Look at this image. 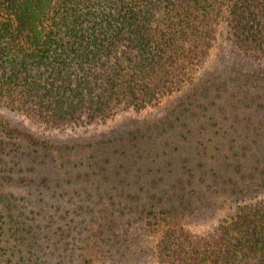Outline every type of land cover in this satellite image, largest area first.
I'll list each match as a JSON object with an SVG mask.
<instances>
[{
	"label": "trees",
	"instance_id": "trees-1",
	"mask_svg": "<svg viewBox=\"0 0 264 264\" xmlns=\"http://www.w3.org/2000/svg\"><path fill=\"white\" fill-rule=\"evenodd\" d=\"M231 65L235 81L245 69L264 74V0H0V107L44 128L72 132L120 117L126 121L119 136L150 139L155 112L174 97L195 96L201 84L216 87L218 75ZM250 87L261 91L264 82L243 76L237 103L250 107L257 101ZM143 113L148 117L137 121ZM252 131L257 133L255 126ZM32 143L46 147L44 140ZM183 186L171 201L179 198L184 205ZM195 191L204 203L185 202V217H194L196 207L214 216L231 214L213 247L221 262L264 264V197L256 198L264 196V180ZM181 226L171 231L173 239ZM21 230L0 208V264H19L12 253L27 241ZM30 243L19 253L30 255ZM181 245L172 247L171 264L182 262ZM198 249L190 254L195 257ZM20 260L32 264L29 257Z\"/></svg>",
	"mask_w": 264,
	"mask_h": 264
},
{
	"label": "rangeland",
	"instance_id": "rangeland-1",
	"mask_svg": "<svg viewBox=\"0 0 264 264\" xmlns=\"http://www.w3.org/2000/svg\"><path fill=\"white\" fill-rule=\"evenodd\" d=\"M232 68L215 73L216 87L204 83L195 96L170 99L155 112L150 139L119 136L126 121L120 117L63 132L0 107V208L27 239L12 258L19 264L21 256L32 264H171L172 247L183 244L177 264H223L213 247L231 214L198 208L205 196L194 187L264 180V87L248 89L259 96L250 107L236 100L243 76L264 82V74L245 69L254 73L235 81ZM35 138L46 147L33 145ZM179 184L187 186L184 205L170 198L181 194ZM189 200L198 206L192 218L182 214ZM179 225L175 240L171 231ZM30 242V255L21 254ZM192 248H199L195 257Z\"/></svg>",
	"mask_w": 264,
	"mask_h": 264
}]
</instances>
